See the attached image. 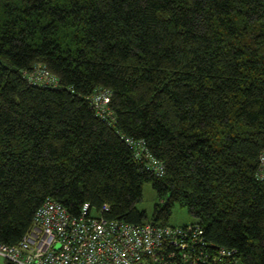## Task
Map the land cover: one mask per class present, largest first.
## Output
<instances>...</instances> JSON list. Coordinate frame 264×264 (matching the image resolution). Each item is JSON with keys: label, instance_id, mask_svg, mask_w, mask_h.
<instances>
[{"label": "trees", "instance_id": "1", "mask_svg": "<svg viewBox=\"0 0 264 264\" xmlns=\"http://www.w3.org/2000/svg\"><path fill=\"white\" fill-rule=\"evenodd\" d=\"M38 64L56 86L30 81ZM102 88L106 117L91 102ZM263 150L264 0H0V243L48 196L142 223L151 181L164 199L151 220L179 202L234 263L264 264Z\"/></svg>", "mask_w": 264, "mask_h": 264}, {"label": "built area", "instance_id": "2", "mask_svg": "<svg viewBox=\"0 0 264 264\" xmlns=\"http://www.w3.org/2000/svg\"><path fill=\"white\" fill-rule=\"evenodd\" d=\"M30 81L56 86L59 79L42 64L28 75ZM111 92L102 88L91 98L96 113H112ZM135 156L157 175L165 162L152 153L143 139L127 137ZM257 175L264 179V150ZM109 205L94 207L89 201L81 213L71 212L48 196L36 209L30 229L16 243H0V254L12 264H233L236 247L211 242L199 221L172 224L151 219L130 222L105 215Z\"/></svg>", "mask_w": 264, "mask_h": 264}, {"label": "rangeland", "instance_id": "3", "mask_svg": "<svg viewBox=\"0 0 264 264\" xmlns=\"http://www.w3.org/2000/svg\"><path fill=\"white\" fill-rule=\"evenodd\" d=\"M164 199L160 197L156 188H154L151 181H145L143 185L142 197L140 200L136 202V205L140 209H144L147 212V218L151 219L153 216V212L155 206L159 202H163ZM196 217L189 211L187 206L180 204L179 202H175L172 205V212L168 219L169 223L172 224H183L187 222L195 221ZM0 264H12L11 261L0 254ZM234 264H242L241 261H237Z\"/></svg>", "mask_w": 264, "mask_h": 264}, {"label": "water", "instance_id": "4", "mask_svg": "<svg viewBox=\"0 0 264 264\" xmlns=\"http://www.w3.org/2000/svg\"><path fill=\"white\" fill-rule=\"evenodd\" d=\"M155 222V220H153Z\"/></svg>", "mask_w": 264, "mask_h": 264}]
</instances>
